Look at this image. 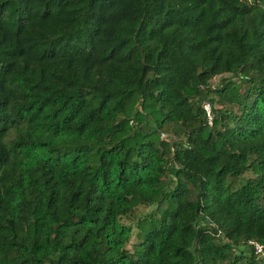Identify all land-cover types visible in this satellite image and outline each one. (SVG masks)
Here are the masks:
<instances>
[{
  "label": "trees",
  "instance_id": "obj_1",
  "mask_svg": "<svg viewBox=\"0 0 264 264\" xmlns=\"http://www.w3.org/2000/svg\"><path fill=\"white\" fill-rule=\"evenodd\" d=\"M250 241L264 0H0V264H264Z\"/></svg>",
  "mask_w": 264,
  "mask_h": 264
},
{
  "label": "built area",
  "instance_id": "obj_2",
  "mask_svg": "<svg viewBox=\"0 0 264 264\" xmlns=\"http://www.w3.org/2000/svg\"><path fill=\"white\" fill-rule=\"evenodd\" d=\"M203 110H204V114L207 117L208 120V124L211 125L212 124V108L211 105L208 102H204L203 103ZM249 245L251 247H253L255 254H259V255H263L264 254V246L260 245L259 243L250 241Z\"/></svg>",
  "mask_w": 264,
  "mask_h": 264
},
{
  "label": "rangeland",
  "instance_id": "obj_3",
  "mask_svg": "<svg viewBox=\"0 0 264 264\" xmlns=\"http://www.w3.org/2000/svg\"><path fill=\"white\" fill-rule=\"evenodd\" d=\"M218 80H219L218 78L213 79L212 82H211V84L212 85H215L218 82ZM263 255H262V257H260V259L262 260V263L264 262V256Z\"/></svg>",
  "mask_w": 264,
  "mask_h": 264
}]
</instances>
